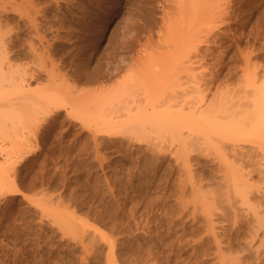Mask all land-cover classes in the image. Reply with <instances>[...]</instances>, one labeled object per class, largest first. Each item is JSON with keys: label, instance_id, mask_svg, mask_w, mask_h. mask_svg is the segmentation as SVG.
<instances>
[{"label": "rangeland", "instance_id": "1", "mask_svg": "<svg viewBox=\"0 0 264 264\" xmlns=\"http://www.w3.org/2000/svg\"><path fill=\"white\" fill-rule=\"evenodd\" d=\"M35 3L42 10L45 6L44 23L55 25L61 72L77 70L73 83L81 98L104 100L106 116H122L128 107L159 112L171 108L179 114L206 106L208 113L220 106L230 108L233 96L243 91L250 99L257 92L262 102L264 0ZM84 71L97 73V80L81 82ZM245 73L247 76L242 75ZM118 89L126 92L119 100L113 97ZM77 112L71 118L61 110L58 121L44 122L34 154L15 166L11 190L0 191V264H257L245 249L246 238L249 240L245 209L240 214L235 208L244 205L231 196L230 188L226 191L220 184L222 165L237 164L230 163V150L225 151L229 153L225 159L230 161L224 162L221 150L199 145L205 137L198 134L204 135L203 128L194 131L196 136L183 128L180 133L186 136L182 133L180 138L178 130L172 137L162 134L160 142V135L151 129L134 134L130 128L118 129L114 124L115 129L97 122L98 117ZM257 113L253 120L260 118ZM211 117L219 119L218 115ZM235 131V140L227 143H239L235 141L242 131ZM247 133L249 139L255 134ZM254 140H249L251 145ZM179 142L183 146H177ZM251 145L242 142V150L251 149ZM257 150L252 162L261 164L263 152ZM184 151L187 158L181 155ZM244 163L246 167L241 163L242 167L247 169L243 172H247L250 165ZM253 176L255 181L257 176ZM191 185L197 193L204 187L201 191L205 193H198L206 195L200 197L202 201ZM190 196L186 203L184 199ZM195 198L207 206L197 205ZM209 201L213 202L210 207ZM197 206L209 208L200 212Z\"/></svg>", "mask_w": 264, "mask_h": 264}, {"label": "bare ground", "instance_id": "2", "mask_svg": "<svg viewBox=\"0 0 264 264\" xmlns=\"http://www.w3.org/2000/svg\"><path fill=\"white\" fill-rule=\"evenodd\" d=\"M35 1L36 0H0V191H3L5 189L11 190L9 188L11 187V184L13 185L12 181L15 179V178L14 179L12 178V177H15L13 176L15 169H16L15 166L17 165L18 162L25 159L27 156L31 155L36 150V143L39 140L38 138L40 137L39 132H40V128H42L41 126H43L45 121L50 120V119L53 120L52 122L58 121L56 119L58 118L57 116L59 115L61 110L66 111L65 114L71 117L73 116L74 112H76L75 114H77L78 113L77 109H79L81 112H83V114L85 113L89 114L88 116L93 115L96 120L98 117L99 120L97 122L103 125H108V126L113 125L114 127L115 125H118L119 128L116 126L115 129L117 128L122 129V127L124 126L123 129L126 130L130 128V130L128 131L130 132L132 130L134 131V134L140 131H143V130L148 131L151 129L155 131V134H157V137H159L158 135H160L158 139L161 138L162 134L166 136L167 133H170L172 137L173 131H174V136H175V133L177 132V130L179 133V135L177 136L180 138V134L182 135L181 137H183L182 133L184 132L180 133V131H183V129L186 130V133L187 131L189 132L187 134L192 135V132L197 131L198 129L200 131V129L202 130L203 128V131L205 132L204 135L202 134L203 132L198 133V134H201V136H205V137H202L201 138L202 140L200 139L199 142L195 140L194 142L201 143L199 145L205 144L206 146H208L207 144H210L211 147L215 148V150L217 149L216 152L221 150L220 153L222 154L224 162L226 161L229 162L231 160L230 163H233V161L235 163L237 161L236 162L237 164L229 163L230 165H228L227 163H224L222 159L218 158L219 162L221 160L220 165L224 163L222 165L224 170L222 171V169H220L222 172H224L223 177L220 179L221 180L220 184L221 186L224 187V189L226 188V191H228L227 189L230 188L231 196H233V198L238 197L240 202L238 201L237 203H239L240 205L242 203V205H244L242 207L239 206L238 204H236L237 200L234 199L235 203L233 204L234 205L236 204L235 205L236 210L239 209L237 210V213H240V210L244 208L245 210H242V211L246 212L245 214L247 215V218H248V219L246 218L247 219L246 221H248L246 222V224L249 223V230H248L249 240H247L246 238V241L248 242H246L245 249H247L248 251L247 253H249L248 255H251V256L253 255L252 256L253 260L257 259V261L260 262L258 260L260 259L263 261L264 260V161L262 162L263 160L262 158H264V135H263L264 134L263 133L264 132V127H263L264 126V121H263L264 104L262 102L264 100L263 98L264 96L263 97L261 96L262 97V102H261V99L259 98H258L259 100L257 99V96H256L258 95L257 92L256 94L254 93V96L253 97L251 96L252 98L250 99L248 98L249 95H247L243 91V94L241 93L242 96L239 95L236 97L235 95H237L238 93L233 96L235 97V101L232 98L234 101V102L232 101V103L234 105H230L232 103L229 101L230 108H222L220 106V107H217L218 110L214 109V110H211V112L209 111L208 113L207 112L205 113L206 106L205 108H197V106L196 108L193 107L191 108V110L189 109L187 111L188 113L179 111V114L177 110L174 111L171 108H166L164 109L166 111L159 112L155 110L154 108H150L152 109V111L151 110L149 111V109L145 110L146 107L145 109H142L143 107H141V109L140 107H136L138 108L137 110L133 109L132 107L131 108L128 107L126 108L127 112L124 113V115L122 116H106L107 114H103L102 112V110L104 109L103 106L106 103L104 100L101 102V101H97L90 97L88 99L87 98L84 99L83 97L81 98V94H79V92L77 91L78 87H76L77 86L76 82L75 84L73 83V80H75L74 77L76 76L75 72L77 70L75 72L73 71L75 75L73 74V72H67V73H62L63 71L61 72L59 61H58L59 58L56 53L58 36H57V31L54 27L55 25L53 24V25L47 26L46 25L47 22L44 23L45 21L43 17H44V14L47 13L44 11L45 6L43 7V10H42L41 7L39 8L37 6V3H35ZM40 4L42 3L40 2ZM43 5H45V3ZM55 9H56V3H53V10ZM70 65L74 67L72 63ZM96 74L95 72H90V71L85 72L84 71L82 72V74L80 73V81L84 83L94 82L97 80L98 75ZM242 75L247 76V74L246 75L242 74ZM246 82H248V80H246ZM246 82H245V85H246ZM243 88L245 89L246 86L242 87V90H244ZM254 90H257V89H254ZM240 91H239V94H240ZM125 95H126L125 89H118L117 91L114 92L113 97L119 100ZM82 96H83V93H82ZM79 97L81 98L80 100H79ZM111 101L114 102L115 99ZM109 104H112V103H109ZM248 104L250 107H253V110L249 109ZM261 106L263 109L261 108ZM229 109L231 113H228ZM257 111L259 112V114L258 113L257 114L259 115L261 120L260 118L254 119V120L252 119ZM209 115L211 116L215 115V117L218 115L219 119L220 120L222 119V120L220 121L218 118H214ZM228 125L229 126L234 125V126L233 128H226ZM114 127L112 129H114ZM234 127L236 129H234ZM235 130L236 131L238 130L239 133H241L240 131H242V134L241 135L239 134L240 135L238 138L239 140L235 141V142L239 141V143L237 144L231 143V142L227 143L229 141L228 139L232 141L235 140V133H234ZM243 130L246 132L245 135L247 136L243 135L244 133ZM247 131L250 132V136L252 135V132L253 134L255 132V134L252 135V137H250L251 139L248 138L249 134L247 133ZM186 133H184L185 136H186ZM256 133L259 135V137L257 136ZM194 134L195 136L197 135V133L195 132ZM192 136H191V139L193 138ZM241 136L246 137L247 141H244L245 138H243L244 139L243 140ZM253 137L254 138L258 137L259 140H257L258 138H255L256 139L255 141ZM162 140L160 139V142H162ZM249 140H254L256 143L254 145H251V142ZM181 141H183L182 143H184V138H181ZM242 142H244V144L249 143V145H251V149L250 147H248L249 149L242 150L243 149ZM185 143L184 145H186ZM177 144H178L177 146H180L179 144H181V142ZM238 144L241 145V148L238 147L240 146ZM181 145L183 146V144ZM252 146L253 148L255 147L256 149H253ZM196 149H198V147H196ZM227 149L230 150L231 152L230 154L227 152L229 155L232 156V157L228 156L232 158V159L230 158V160H228L229 158L225 159L227 156V153L225 151H227ZM257 149H259V151L262 150L263 152V154L262 152H260V154H262L263 156L262 158L259 156L260 154H258L259 160L261 159V164L252 162L253 159H256V158H253V154L254 152L256 154L258 153ZM185 151L181 153V155H183L184 158H187L185 156H187L188 154L184 155V153H187ZM191 151L192 150H190V153ZM220 153L218 154L220 155ZM182 162H184L185 165L187 164L185 160ZM244 162H248L250 165V167L247 166L249 167L248 168L249 170L247 172H243L244 169H247V168H243V167H246V164ZM241 163L245 165L242 167ZM188 170L189 169H187L186 171L188 172ZM216 175L218 177V174ZM253 175L257 176L258 180H257V177L255 181L252 180L254 177ZM189 180L191 179H188V181ZM250 180H252L253 182L251 181L249 183ZM259 181L261 183L257 185ZM183 182L185 183L186 181L183 180L182 183ZM189 182H187V184ZM199 182H200V179H199ZM198 184L200 186V183ZM184 185H186V183ZM189 186L190 185H188V187ZM191 186L194 190L191 189V187L190 189L192 191H195V188L193 187V185ZM205 186L208 187L207 184ZM202 189L204 190V187ZM202 189L201 187H200V190H198L197 188L199 192ZM218 189L219 188H217V191ZM224 189L223 191H225ZM195 192L194 194L192 192L190 193H192V195H195ZM201 192L203 193L204 191H201ZM220 192L218 191L216 193L219 195ZM198 193L196 192V197L197 198L199 197L198 200L200 202L201 200L200 197H203L206 195L204 194L202 196L201 194L200 196V194L198 195ZM1 195L2 194H0V196ZM185 195L187 197V194ZM185 195L183 197H185ZM222 197L223 199H225L224 195ZM190 198L191 196L189 197V199L188 198L184 199L185 201L187 200L186 203L188 202V200H190ZM217 198H219V196H217L216 199ZM206 199H208V197ZM216 199L214 200L216 201ZM226 199H230V198H226ZM212 201H213V197H212ZM196 202L198 203L197 205L205 204V202L199 203L197 199H196ZM228 203L230 204L231 202H228ZM183 204L186 205L185 203ZM193 204H196V203L194 202ZM208 204L210 207V204H211L210 201ZM220 204L221 203H219V205ZM231 206L229 207V210ZM237 206H239L240 208H238ZM217 207L220 208L221 206H217ZM206 208L205 206L203 208L201 207V209H206ZM221 208L225 209L226 207L223 206ZM201 209L198 207L197 210H201ZM206 211L207 210H205L204 213L209 212V211L207 212ZM200 212H202V210ZM226 212H228V210ZM230 213L232 214L233 212H228V214ZM246 215L244 216L246 217ZM233 216L235 217L234 213H233ZM214 232L215 231H212V237L215 241H217L216 238L218 235H216V233ZM240 256L244 257L242 255ZM251 256L250 257L245 256V257H248L250 260ZM237 259L239 258L237 257ZM254 262L256 263V261Z\"/></svg>", "mask_w": 264, "mask_h": 264}]
</instances>
